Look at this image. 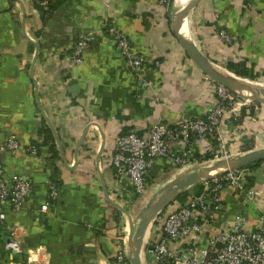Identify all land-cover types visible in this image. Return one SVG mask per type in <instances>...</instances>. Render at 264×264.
I'll use <instances>...</instances> for the list:
<instances>
[{
	"label": "crops",
	"instance_id": "1",
	"mask_svg": "<svg viewBox=\"0 0 264 264\" xmlns=\"http://www.w3.org/2000/svg\"><path fill=\"white\" fill-rule=\"evenodd\" d=\"M107 2L114 5L110 10ZM157 2L66 0L44 18L38 0H0V170L7 181L17 177L30 186L20 209L2 206L0 264H114L127 215L111 202L128 210L124 200L132 195L130 183L119 181L111 165L117 137L161 118L169 123L200 118L214 105V86L172 36L167 11L156 10ZM106 21L124 32L144 59L162 60L160 68L146 71L152 89L142 90L112 36L102 32ZM222 30L235 38L232 45L222 40ZM190 31L214 63L264 86V0H201ZM88 32L95 37L83 64L70 66L64 51ZM228 63H246L254 77L237 75ZM253 108V117L242 109L226 118L234 157L246 147L264 148V104ZM47 118L60 138L61 145L54 135L57 155L40 135ZM10 137L19 150H4ZM252 174L263 188L264 163ZM178 175L171 160H156L148 194L133 209L141 212ZM51 183L59 197L50 203ZM235 197L226 196L228 212L244 214L254 227L255 209L243 208ZM149 230L145 240L154 237ZM13 233L20 254L7 247ZM126 245L130 251L128 239Z\"/></svg>",
	"mask_w": 264,
	"mask_h": 264
},
{
	"label": "built area",
	"instance_id": "2",
	"mask_svg": "<svg viewBox=\"0 0 264 264\" xmlns=\"http://www.w3.org/2000/svg\"><path fill=\"white\" fill-rule=\"evenodd\" d=\"M50 1L43 0L40 4L48 10ZM167 4L168 0H158L156 10L165 9ZM113 6L111 2L105 4L108 10ZM102 32L112 36L142 90L152 89L153 82L147 79L146 71L151 66L160 68L162 63L155 58L147 60L140 56L128 36L114 24L106 21ZM220 36L230 45L236 41L226 30H222ZM94 37V32L79 34L64 51L65 61L73 67L82 65ZM205 80L214 86L215 100L204 116L196 119L183 117L174 123L161 118L145 128L132 129L117 137L111 165L117 179L128 181L132 186L131 198L124 200L126 208L149 191L150 171L158 159L171 160L174 168L182 172L194 163L203 166L234 157L226 135V117L236 111L233 108L235 101H241L240 111L251 107L254 102L239 98L207 75ZM232 118L237 120L235 116ZM5 149L19 150L20 145L10 137ZM31 152L37 154V148H31ZM197 155L211 158L199 162ZM247 174L245 169L232 170L205 179L199 183L200 191L191 199L184 204L174 201L159 213L149 228L154 237L145 240L144 255L148 264H264V186L260 189L249 186L245 179ZM49 190L51 203L58 199L59 191L55 183L50 184ZM29 193L28 184L17 177L7 181L5 171L0 170V221L6 218L2 206L12 205L20 209ZM231 193L238 194V203L243 208L255 209L257 221L254 227L248 225L249 219L242 213L229 218L225 203L226 196ZM49 208L47 202L42 210L48 212ZM12 236L7 247L17 254L22 253L21 243L14 233ZM129 257L126 239L121 237L115 245L114 264H131ZM143 263L147 264L145 259Z\"/></svg>",
	"mask_w": 264,
	"mask_h": 264
},
{
	"label": "water",
	"instance_id": "3",
	"mask_svg": "<svg viewBox=\"0 0 264 264\" xmlns=\"http://www.w3.org/2000/svg\"><path fill=\"white\" fill-rule=\"evenodd\" d=\"M201 0H191L183 9L175 8L172 12V26L176 40L183 48L184 52L192 62L207 76L216 83L223 85L239 98L250 100L254 103L264 104V86L243 78L236 77L225 68L214 63L207 57L194 42L182 36L178 19L183 14H190L196 8ZM175 7V6H174ZM47 123L61 145L60 138L50 119ZM264 162V148L246 152L238 157L212 161L206 165L190 170L187 173L178 176L166 184L139 213V224L136 226L133 222L130 212L121 207L118 203L111 204L119 210L125 212L129 219L130 233L128 235V246L130 249L129 261L131 264H144L143 253L145 252V237L155 220V218L165 210L176 198L197 186L201 181L209 179L212 176L220 175L232 170H241L250 165Z\"/></svg>",
	"mask_w": 264,
	"mask_h": 264
},
{
	"label": "trees",
	"instance_id": "4",
	"mask_svg": "<svg viewBox=\"0 0 264 264\" xmlns=\"http://www.w3.org/2000/svg\"><path fill=\"white\" fill-rule=\"evenodd\" d=\"M42 1L43 0H38L39 4L37 6L43 12L44 18H47V17L51 16L55 12V10L57 8H59L66 0H51L50 1V4H49V9L48 10L44 9V7L41 6L40 3ZM177 1L178 0H168V4H167V6L165 8L166 11H167V14H166L165 18L167 19L168 27H170L171 21H172V19H171L172 17L170 15V12H171L172 8L176 5V2ZM171 33H172V31H171ZM172 36L174 37L173 33H172ZM159 61L162 62V60H159ZM227 67L230 70H232L233 72H235L237 75H241V76H244V77H251V78L254 77L253 74H252V72H250L249 68L247 67L246 63H237V64L228 63V66ZM246 110H248L249 112L251 111L250 116H252V117L254 116V108H253V105L251 107H248V108H243L242 112H246ZM240 121H241L240 123H242V120L241 119H240ZM237 125H239V122L238 121H237ZM128 132H129V130H124V132L122 134H127ZM40 135L44 137V139H45L44 141H45L46 145L47 144L48 145H51L54 148V150H56V148H57L56 147V140H55L53 131H52V129L49 127V125L46 122L43 124L42 130L40 131ZM215 145H217V143H215ZM250 150H251V148H248V147L244 148V151H246V152H248ZM55 154L56 155L58 154L57 153V150L55 151ZM210 158L211 157L209 155H207L205 158H202L200 155H197L196 156V159H198L199 162L206 161V160H210ZM263 163L264 162H261L259 164L250 165V166L244 168L245 170L248 171V174L246 175L245 179L248 182V185L249 186H256L257 177L252 174V171L255 170V169L258 170ZM199 191H200V187L198 186V187L194 188L191 191H188V192H185V193L179 195L176 198L175 201L179 202L180 204H184L186 201H188L189 199H191V197H192L193 194H196ZM235 195L237 197V198L235 197V201L238 202V194L235 193ZM235 215H237V212L234 213V211H232V212H230L229 218L231 219Z\"/></svg>",
	"mask_w": 264,
	"mask_h": 264
},
{
	"label": "rangeland",
	"instance_id": "5",
	"mask_svg": "<svg viewBox=\"0 0 264 264\" xmlns=\"http://www.w3.org/2000/svg\"><path fill=\"white\" fill-rule=\"evenodd\" d=\"M178 4V1L176 2V5ZM175 5V6H176ZM175 9V7H173L172 8V10H171V12H170V15H171V17H172V12H173V10ZM192 16H193V10L190 12V21H192ZM189 25H190V23H189ZM169 29L172 31V33H173V35H174V32H173V26H172V21H171V25H170V27H169ZM191 32V31H190ZM192 33V39H193V42L194 43H196V40H195V36H194V34H193V32H191ZM175 37V36H174ZM176 39V38H175ZM178 42V41H177ZM179 43V42H178ZM183 49V48H182ZM187 55V54H186ZM241 102V101H240ZM240 102H237V101H235V104L236 105H234L233 106V108L234 109H236V111L235 112H239L240 110H239V108H240ZM252 104V103H251ZM254 104V103H253ZM229 115H227V117H228ZM226 117V118H227ZM202 165L201 164H199V163H194L193 165H191L190 167H187V168H189V169H185L184 171H182V172H179L178 171V174L179 173H181V175H183V174H185V173H187L189 170H195L196 168H200ZM181 175H178V176H181ZM217 176V175H216ZM199 186V184L197 185V186H195V187H193V188H191L190 189V191L191 190H193L194 188H196V187H198ZM155 194V193H154ZM152 199V196H151V198H150V200ZM149 202V200L146 202V203H148ZM173 203V202H172ZM146 205V204H145ZM144 207V206H143ZM134 207H133V204H131V206L128 208V211L130 212V214L132 215V218H133V222H134V224L137 226L138 224H139V218H138V216H139V210L137 211V210H134L133 209ZM132 210L134 211V212H132ZM124 222H125V226H124V228H123V231H124V233H123V235H122V239H128V235H129V233H130V225H129V219L127 218V217H125L124 218ZM145 259V261H146V263L148 264V259L146 258V256L144 255V253H143V260Z\"/></svg>",
	"mask_w": 264,
	"mask_h": 264
},
{
	"label": "bare ground",
	"instance_id": "6",
	"mask_svg": "<svg viewBox=\"0 0 264 264\" xmlns=\"http://www.w3.org/2000/svg\"><path fill=\"white\" fill-rule=\"evenodd\" d=\"M190 1L191 0H178V4L175 6V8L183 9L189 4ZM178 23L180 24L182 36L185 37L186 39L190 40L191 42H193L192 35H191V32H190V25H189V23H190V14H187V13L183 14L178 19ZM147 194H148V192L146 193V195Z\"/></svg>",
	"mask_w": 264,
	"mask_h": 264
}]
</instances>
